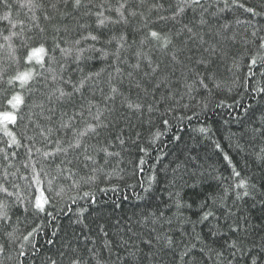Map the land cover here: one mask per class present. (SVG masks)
Masks as SVG:
<instances>
[{
    "label": "snow or ice",
    "instance_id": "snow-or-ice-1",
    "mask_svg": "<svg viewBox=\"0 0 264 264\" xmlns=\"http://www.w3.org/2000/svg\"><path fill=\"white\" fill-rule=\"evenodd\" d=\"M15 3L27 9L28 24L11 19L13 0H0L5 9L0 20L9 25L7 34L0 30V51L5 53L0 57V264H25L28 245L33 257L39 251L32 238L40 226L18 236L16 213L56 219L49 206L59 202L65 214L77 205L72 223L89 232L83 244L63 245L60 264H264V146L253 153L259 171H248L247 161L238 169L225 153L231 172L212 176L218 185L214 191H204L206 170L198 156L188 155L172 169L165 185L169 202H161L162 207L145 206L132 216L117 217L111 231L98 222L95 236L85 223L86 214L99 203L97 193L118 190L115 184L100 187L101 178L105 183L114 176L123 179L118 166L132 139L126 135L133 127L131 115L139 118L146 111L149 117L158 112L167 117L174 112L170 102L179 104L174 82L184 88L180 100L192 98L198 89L211 93L210 83L217 89L243 86L247 91L256 80L251 90L264 94V23L254 22L264 18V0L252 6L246 0ZM69 19L71 24L65 22ZM237 48L242 52L236 54ZM96 61L102 67L86 71ZM221 66L232 74L230 83L220 79ZM245 68L241 80L238 73ZM259 123L251 129L252 142L264 141V114ZM162 124L167 127L169 120L163 118ZM161 135L157 130L150 143ZM135 136L133 143L140 133ZM139 151L148 154L145 147ZM114 158L117 167L111 166ZM145 163L141 157L136 169L142 173ZM156 182L153 171L147 183L140 182L144 195L137 193V199H146ZM189 190L192 200L184 198ZM113 203L114 209L121 208ZM97 216L102 219V213ZM45 264L58 261L47 257Z\"/></svg>",
    "mask_w": 264,
    "mask_h": 264
},
{
    "label": "trees",
    "instance_id": "trees-1",
    "mask_svg": "<svg viewBox=\"0 0 264 264\" xmlns=\"http://www.w3.org/2000/svg\"><path fill=\"white\" fill-rule=\"evenodd\" d=\"M246 2L249 6H252L258 4L259 0H246ZM4 11L5 9L0 6V16L4 14ZM28 15L27 9H18L15 0H13L11 19L13 21L24 20L25 24H28ZM236 15H239L242 19L248 18V14L241 11H237ZM227 18L229 20L234 19L232 13H228ZM256 21L264 23V18L256 17L254 22ZM65 22L71 24L70 19ZM41 23L44 24L45 22L41 20ZM8 27L7 21L0 20V30H5L4 34H7L6 29ZM16 30L19 31V27ZM239 30L243 31V28L241 27ZM132 38L133 34L129 33V39L131 40ZM14 42L16 44L20 43L19 39H15ZM49 47H51V41H49ZM234 52L239 54L242 52V49L237 48ZM4 55L5 53L0 51V57ZM100 67H102V64L96 61L86 67V71L89 69L96 70ZM245 71L246 68L238 73L241 80H243ZM231 76L232 74L226 72L223 66L219 68L220 79L228 80L230 83ZM255 85L256 80H252L249 82L247 91L243 86L233 87L229 91L227 86L217 89L210 83L209 87L212 88L211 93L204 89H198V91L192 94V98L184 95L183 99L180 100L179 94L184 93V88L180 83L174 82L173 87L179 93L176 97V100H179V104H176L175 101L170 102L175 108L174 112L170 113L167 117H161L159 112L153 113L149 117V114L145 111V114L139 118V114H132L131 124L133 127L126 129V135L132 137V139L127 141L125 146L127 151L122 152L123 160L118 166V174L123 176V179H116L114 176L110 182L104 183L103 177L101 178L100 187H110L112 184L119 187L116 192L97 193L99 203L93 206L92 210L85 217V223L92 229L91 235H96L95 228L98 222L105 223L111 231L113 230L112 222L117 217L132 216L134 212H139L145 206L162 207L161 202L168 203L165 185L173 175L172 169L175 168L178 162L184 161L188 155L198 156L199 162L203 165L204 170H206L207 183L204 185V191H214L217 189V182L212 179V176L230 175L231 169L223 158L225 153L231 157L238 169L243 170L247 161L250 165L248 171H259L260 169L254 159L253 153L258 151L261 146H264V141L257 138L252 142L251 129L260 126L259 118L264 114V94L258 95L254 93L251 89ZM260 86H264V81L260 82ZM123 90H127V81H125ZM183 105H188V107L185 108ZM204 105H207V107H204ZM249 105H251L250 108ZM245 108H248L247 113H245ZM163 110L164 106H161V112ZM180 116H191L192 119L180 120L178 119ZM163 118L169 120L167 127L162 124ZM149 119L151 123H149ZM201 127L209 128L210 132H199V128ZM157 130L162 135L155 143H150L153 133ZM136 132L140 133V138L136 143H133L132 141L136 140ZM176 137H179V139H176ZM217 142L220 144V149L215 147ZM237 144L241 147L237 148ZM140 147L147 149L148 154L146 156L139 151ZM113 150L120 149L117 147ZM158 156L160 157L159 161H157ZM141 157L146 160L142 173L136 169V165ZM111 166L117 167V160L115 158L112 160ZM119 169H122V171H119ZM108 171H111V168ZM153 171L157 176V182L154 185L153 191L146 199H137V193L141 196L144 195L139 186L140 182L144 181L147 183V177ZM129 185H133L134 187H129ZM74 194V192L67 193V195ZM125 196L128 199H123ZM184 198L192 200L194 198L193 192L190 190L186 191ZM113 202L119 203L121 208L114 209ZM79 203L83 204V201ZM63 207V202H59L55 206H49V211L53 212L56 219H50L45 214L36 216L31 212L28 214H24L22 211L16 213L20 217V223L15 225L18 236L26 235L33 227L40 226L38 232L32 238V242L39 251L33 257L31 255L33 248L31 245L26 246L25 250L29 255L26 258H22L25 260V264H32L33 259L35 264H45L47 257L56 259L58 264H60L59 252L63 250V245L66 242H71L73 245L83 244V237L84 235H88L89 232L88 229H83L82 225L72 223L76 218L74 213L77 205H72L73 212L68 214L59 211V208ZM97 213H102V219L97 216ZM168 214L170 215L171 213ZM185 214L193 215L195 219V215L192 212H186ZM15 218L14 216V221ZM57 229V235L53 237L51 233ZM50 239L54 241L53 244L48 243ZM12 254L14 255L15 253L13 252ZM2 258L0 257V259Z\"/></svg>",
    "mask_w": 264,
    "mask_h": 264
},
{
    "label": "rangeland",
    "instance_id": "rangeland-1",
    "mask_svg": "<svg viewBox=\"0 0 264 264\" xmlns=\"http://www.w3.org/2000/svg\"><path fill=\"white\" fill-rule=\"evenodd\" d=\"M105 183V182H104Z\"/></svg>",
    "mask_w": 264,
    "mask_h": 264
}]
</instances>
